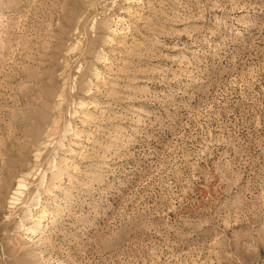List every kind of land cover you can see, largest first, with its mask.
Wrapping results in <instances>:
<instances>
[{"label":"rangeland","instance_id":"obj_1","mask_svg":"<svg viewBox=\"0 0 264 264\" xmlns=\"http://www.w3.org/2000/svg\"><path fill=\"white\" fill-rule=\"evenodd\" d=\"M0 264H264V0H0Z\"/></svg>","mask_w":264,"mask_h":264}]
</instances>
